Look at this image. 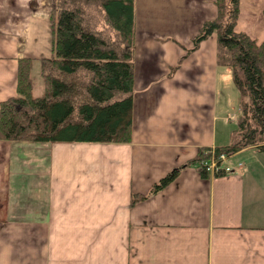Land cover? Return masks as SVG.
I'll list each match as a JSON object with an SVG mask.
<instances>
[{
  "label": "crops",
  "instance_id": "crops-1",
  "mask_svg": "<svg viewBox=\"0 0 264 264\" xmlns=\"http://www.w3.org/2000/svg\"><path fill=\"white\" fill-rule=\"evenodd\" d=\"M53 0H0V101L16 94L21 57L51 53ZM236 30L264 39V0H240ZM214 0H135L129 143L0 139V264H264V154L232 172L183 169L202 146L227 144L229 111L215 34L181 46L214 18ZM176 69L171 73V69Z\"/></svg>",
  "mask_w": 264,
  "mask_h": 264
},
{
  "label": "trees",
  "instance_id": "trees-1",
  "mask_svg": "<svg viewBox=\"0 0 264 264\" xmlns=\"http://www.w3.org/2000/svg\"><path fill=\"white\" fill-rule=\"evenodd\" d=\"M240 0H214L216 15L192 37L195 50L215 34L216 63L238 94L235 128L225 145L202 146L184 164L133 193L131 204L169 185L187 167L202 178L225 176L220 155L253 148L264 154V39L237 31ZM264 16V14H263ZM51 53L21 57L16 94L0 101V139L43 143H129L134 98L135 0H53ZM38 62L42 94H33ZM176 67L171 69V73ZM212 160L219 167L207 170Z\"/></svg>",
  "mask_w": 264,
  "mask_h": 264
},
{
  "label": "rangeland",
  "instance_id": "rangeland-1",
  "mask_svg": "<svg viewBox=\"0 0 264 264\" xmlns=\"http://www.w3.org/2000/svg\"><path fill=\"white\" fill-rule=\"evenodd\" d=\"M181 47L183 48L184 53H185L189 48L192 47V38H191V45L190 46H181ZM32 80H33V94L36 95V96L41 95L42 94V81H41V76H40V73H39L38 62H36L34 67H33ZM221 82H222L221 83V87H222V90L223 89L225 90L227 101L231 102L233 100L232 106H230L229 111L233 112V111L237 110L239 112V109H238V94H237V91H236V89L234 87L231 74H227V82L223 78H221ZM234 128H235L234 120L227 122V130H228L227 142L229 141V133ZM226 164L227 163L225 162V165Z\"/></svg>",
  "mask_w": 264,
  "mask_h": 264
},
{
  "label": "built area",
  "instance_id": "built-area-1",
  "mask_svg": "<svg viewBox=\"0 0 264 264\" xmlns=\"http://www.w3.org/2000/svg\"><path fill=\"white\" fill-rule=\"evenodd\" d=\"M220 160H221V166L224 168V173L227 175L230 172H232V168H230L229 166L225 165L226 159L228 158L225 154H221L220 155ZM219 167L216 166V163L214 160H212V162L209 163V165L207 166V170L209 172H213L215 170H217Z\"/></svg>",
  "mask_w": 264,
  "mask_h": 264
}]
</instances>
